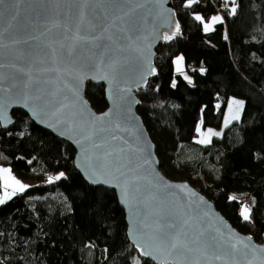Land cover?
<instances>
[{"label":"trees","instance_id":"16d2710c","mask_svg":"<svg viewBox=\"0 0 264 264\" xmlns=\"http://www.w3.org/2000/svg\"><path fill=\"white\" fill-rule=\"evenodd\" d=\"M172 2L180 32L157 47V76L139 92L138 114L166 176L187 180L236 229L264 243V0H235V15L223 0ZM217 12L223 22L209 31L195 19ZM180 55L185 75L174 71ZM86 96L106 109L102 84L88 83ZM230 97L243 100L239 119L199 143L207 128H221ZM12 114L15 124L0 126V167L28 186L0 204V264H153L129 242L115 192L79 174L72 146L23 111Z\"/></svg>","mask_w":264,"mask_h":264},{"label":"water","instance_id":"95a60500","mask_svg":"<svg viewBox=\"0 0 264 264\" xmlns=\"http://www.w3.org/2000/svg\"><path fill=\"white\" fill-rule=\"evenodd\" d=\"M0 11L3 129L20 110L72 146L79 174L115 192L129 242L153 264H264V243L187 180L166 176L138 114V92L157 76L156 49L177 34L172 0H23L15 19ZM88 83L104 86L103 111L86 96ZM93 172L107 182L92 183ZM176 235L182 246L172 250L164 240Z\"/></svg>","mask_w":264,"mask_h":264},{"label":"snow or ice","instance_id":"6c2138e0","mask_svg":"<svg viewBox=\"0 0 264 264\" xmlns=\"http://www.w3.org/2000/svg\"><path fill=\"white\" fill-rule=\"evenodd\" d=\"M23 0H9V2L6 4L5 0H0V6H4V8H6L9 12L10 15H12V19H15V14H14V9L17 5H19L20 3H22ZM198 3V0H187V5L186 6H191L192 4ZM223 4L226 8H228V13L230 15H235L237 8L235 6V0H223ZM232 5V6H230ZM230 6V7H229ZM4 13L3 11H0V16H2ZM127 14V13H126ZM195 19L197 21H200L201 23L204 24V30L205 31H209L212 28V25L216 24V23H222L224 17L221 15H214L211 17V23H205V18L203 16L200 15H196ZM9 27H11V24H9ZM180 32V25L179 23L176 24V33ZM3 35V32H0V36ZM80 39H84V37H79ZM172 36L169 35H165L164 39L165 40H170L172 39ZM93 40H97L99 39V37H93ZM182 62H183V56H180L177 58L176 60V64H177V71H182ZM154 73V69L152 70ZM26 76H28L27 73H25ZM185 79H187V77H185ZM28 80H31V77L28 76ZM175 86V85H173ZM24 87L27 88L28 87V83L26 82L24 84ZM239 103V102H238ZM102 119V117H101ZM197 131H199V129H197ZM209 137L212 135H219V133H213L211 130H209L208 134ZM210 140H201L199 141V143H209ZM0 172L3 173H9V175L7 177H5V183H4V187H5V194L3 198H0V204L5 203L6 199H10L11 195H15L16 191L19 192H23L25 190V188L27 187L26 185L22 184L19 180H16L14 177L10 176V170L9 169H0ZM64 176V173H60L58 176H56L55 178H49V182L52 181V179H56L59 180L61 177ZM92 181V183H105L107 181H101L95 172H93L90 177H89ZM9 181H11V183H9ZM9 187H13V192L10 194L7 192V189ZM124 195L125 197L127 196V192L124 191ZM231 199H235V197H231ZM241 215L243 216L244 220H249L250 219V209L247 206H244L243 211L241 213ZM164 226H160L157 228L158 232H161L163 230ZM166 227L168 229H174L176 227V225L174 223H168L166 225ZM165 243H167V245L169 246L170 249L175 250L178 247L182 246L180 239H179V235L173 236L171 238H165L164 240ZM235 247V246H233ZM150 255V253H149ZM217 259H219V257H217ZM136 264H139V261H136Z\"/></svg>","mask_w":264,"mask_h":264},{"label":"rangeland","instance_id":"374dc122","mask_svg":"<svg viewBox=\"0 0 264 264\" xmlns=\"http://www.w3.org/2000/svg\"><path fill=\"white\" fill-rule=\"evenodd\" d=\"M214 15H221V16H223L220 12H217ZM211 17L208 20H205L204 22L205 23H211ZM214 25H212V28H213ZM202 27H203V30H204V24L203 23H202ZM180 56H178V57H180ZM178 57H176L175 60H174V71H175V73H182V74L185 75L186 72H185V68H184V62H182V65H181L182 71H177L176 60H177ZM138 95H139V92H138ZM242 107H243V100L242 99H239V98H236V97H230V99L228 101V104L226 106V109H225V114H224V118H223V122H222L221 128L220 129L207 128L201 134V138L199 140L200 141L201 140H210L211 141V139L213 137H215V136H221V134L223 132V129L225 127L229 126L230 124H232L233 122H235V121H237L239 119L240 114H241ZM209 130H211L213 133H219V135H212V136L209 137L207 135L208 132H209ZM11 197H12V195H11ZM244 206H247L248 208H250V204L245 203V202H242V205H241V213L243 211Z\"/></svg>","mask_w":264,"mask_h":264},{"label":"crops","instance_id":"0c3cea01","mask_svg":"<svg viewBox=\"0 0 264 264\" xmlns=\"http://www.w3.org/2000/svg\"><path fill=\"white\" fill-rule=\"evenodd\" d=\"M0 169H9L10 170V168L4 167V166H1ZM8 175H9V173L0 172V198L4 197V194H5V187H4L5 177H7ZM10 176L14 177L16 180H19L22 184L28 186L27 183H25V182L21 181L20 179L16 178L11 170H10ZM9 183H11V181H9ZM7 192L11 194L13 192V187H9L7 189ZM17 192H19V191H16V193Z\"/></svg>","mask_w":264,"mask_h":264},{"label":"built area","instance_id":"2783aa9c","mask_svg":"<svg viewBox=\"0 0 264 264\" xmlns=\"http://www.w3.org/2000/svg\"><path fill=\"white\" fill-rule=\"evenodd\" d=\"M50 176H52V174Z\"/></svg>","mask_w":264,"mask_h":264}]
</instances>
